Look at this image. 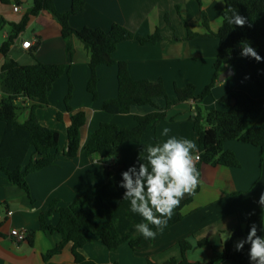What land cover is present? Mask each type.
Segmentation results:
<instances>
[{
  "label": "crops",
  "instance_id": "0c3cea01",
  "mask_svg": "<svg viewBox=\"0 0 264 264\" xmlns=\"http://www.w3.org/2000/svg\"><path fill=\"white\" fill-rule=\"evenodd\" d=\"M72 1L54 0L61 12L68 11ZM84 1L85 10L71 18L75 28L88 26L110 30L114 23H120L137 36H148L157 27L161 29L164 40L159 43L142 44L133 39L118 45L114 56L118 61L128 63L134 79L155 81L162 78L171 95L176 86L185 87L194 83L201 92L212 81L219 39L208 34L222 26L225 0L223 3L219 0ZM15 5L20 6L19 11L14 9ZM32 9L33 0H0V45L9 38L14 24H19ZM202 12L208 16L210 29L203 23ZM188 27L199 36L188 39ZM174 34L180 40H174ZM26 40H32L34 45L26 48ZM71 42L74 49L72 58L67 52L68 41L62 35L61 24L44 10L30 16L26 29L18 35L8 52L10 58L25 65L35 63L36 59L49 64H67L68 72L54 84L49 95L50 104L37 110L44 126L60 132L57 164L29 174L31 196L22 187L10 183L6 175H0V264H75L72 242L61 253L47 261L44 259V255L62 241V235L43 230L41 214L48 212L55 200H58L57 207H66L107 182L110 164H116L117 159L106 160L99 153L88 155L85 151L90 135L101 123L133 128L136 115H145L166 105V98L160 97L155 99L157 107L150 104L133 106L127 114L105 112L103 101L118 94V66L101 65L98 68L99 98L95 100L88 90L90 51L78 37H73ZM6 59L7 55L0 53V73ZM230 67L225 65L221 73ZM233 68L235 73L220 81L212 94L199 104L203 112L217 108L218 99L234 89H243L253 97L264 96V85H259L249 76L245 61ZM70 80L74 83L69 103L72 111L66 104ZM194 109L193 101L175 105L156 128H148L142 141L123 143L119 156L138 158L148 145L167 139L161 135L165 127L171 130L169 136L194 141L199 151V136L190 119ZM78 111L86 112L87 122L81 129L80 150L75 157H71L66 154L68 130L72 114ZM28 116V109L20 111L21 121ZM6 127L7 123L0 120V145ZM224 148L235 153L240 166L201 164V184L191 201L184 206V218L180 222L159 232L155 239L138 251L128 243L111 251L98 235L87 232V243L81 249L82 253L101 264H149V259L165 264L171 258H182L180 242L187 240L191 244L187 253L190 261L210 262L224 250L225 243L232 238L233 229L238 226L245 228L252 215L261 208L258 200L264 192V150L238 140L226 141ZM189 198L186 195L181 202ZM8 211L13 213L9 215ZM48 220L53 225L58 224L59 212L53 211ZM13 229L27 232L28 238L17 241L10 235ZM249 247L246 244L243 250Z\"/></svg>",
  "mask_w": 264,
  "mask_h": 264
},
{
  "label": "trees",
  "instance_id": "16d2710c",
  "mask_svg": "<svg viewBox=\"0 0 264 264\" xmlns=\"http://www.w3.org/2000/svg\"><path fill=\"white\" fill-rule=\"evenodd\" d=\"M85 7L84 0H73L71 8L61 12L57 9L54 0H33L31 13L26 14L19 24H14L11 35L0 45V53L7 55L0 73L2 92L0 120L7 123L0 145V175H6L10 183L22 187L31 196L29 174L56 165L58 162L60 132L44 126L39 120L37 110L50 104L49 95L53 86L68 72V65L49 64L37 59L35 63L25 65L8 56L11 45L26 29L30 16H36L46 10L62 26V35L68 41L67 52L70 58L74 54L71 42L73 37L81 39L90 51L91 77L88 90L95 100L99 98L98 68L101 65L118 66V94L114 98L103 101L102 108L105 112L127 114L131 112L133 106L150 104L157 107L155 99L166 98L165 107H158L157 110L145 115H136V125L133 128L109 122L101 123L99 128L90 135L85 151L88 155L99 153L106 160L115 155L116 164H110L107 182L74 200L66 207H57L58 200H55L50 205L49 211L41 214V228L62 235V241L44 255L46 261L61 253L65 246L72 242L75 264H101L87 258L81 251L87 243V232L98 235L111 251L118 250L124 243H128L133 250L138 251L153 240L145 239L136 231L135 225L141 222L146 223V221L130 210V202L122 199L125 189L119 186L122 171L127 170L133 164L138 167V158H122L119 156V150L127 141H142L148 128H156L162 120L168 117L167 111L175 105L195 102V109L190 119L199 136L198 152L201 153V160L196 166L198 170L203 163L240 166L235 153L224 148L225 142L229 140H238L264 150V96L253 97L243 89H234L218 99L217 108L203 112L199 106L212 94L224 66L236 67L240 59H244L249 76L259 85H264V60L257 62L251 57L240 55L241 42L246 41L264 57V0H225L223 24L218 31H210L208 34L219 39L212 82L201 92L194 83H189L185 87L176 86L173 97L168 94L162 78L155 81L136 80L131 75L128 63L118 61L114 56L118 45L124 41L137 39L142 44L161 42L164 40L161 29L157 27L148 36H137L120 23H114L110 30L88 26L81 29L75 28L71 24V18L73 15L82 13ZM233 12L246 17L248 23L242 28L230 25L227 20ZM202 17L204 25L210 29L207 14L202 12ZM248 24L252 26L249 27ZM197 36L199 34L188 27L187 38ZM173 39L180 40L175 34ZM35 51H33L34 55ZM73 92L74 83L70 80L66 97V104L70 111L72 109L69 103ZM28 102L29 104L26 105ZM22 109L29 110V116L25 121H21L19 117ZM59 118L61 119L60 113ZM86 122L85 111L72 114V123L68 130L67 155L75 157L78 154L81 129ZM145 154L146 150L140 157ZM192 196L180 203L163 230L172 227L184 218L183 208L191 201ZM55 210L59 212L60 220L58 224L53 225L48 218ZM253 223L257 226L258 235L264 236V230H261L262 223H264V208L261 207L252 215L245 228L241 226L234 228L232 238L225 243L224 250L217 253L210 262L190 261L187 253L191 249V244L183 240L180 242L182 258H171L165 264H221V262L251 264L248 257L249 249L237 251L235 241L244 238ZM149 227L157 234L161 232L154 225L150 224ZM148 261L149 264H159L151 259Z\"/></svg>",
  "mask_w": 264,
  "mask_h": 264
},
{
  "label": "clouds",
  "instance_id": "9594fccd",
  "mask_svg": "<svg viewBox=\"0 0 264 264\" xmlns=\"http://www.w3.org/2000/svg\"><path fill=\"white\" fill-rule=\"evenodd\" d=\"M219 2L223 3V0ZM227 22L241 28L248 23L247 18L238 12H233ZM241 43V56L257 62L264 60L248 42ZM170 131L165 127L161 135L167 139L146 147V154L138 156V167L133 164L121 173L119 186L125 189L122 199L129 201L130 210L146 221L135 225L136 231L145 239H155L157 235L150 224L162 231L182 199L186 195H195L201 184V173L196 167L199 161L196 143L191 139L169 136ZM112 158L115 159V155ZM258 203L264 208V192ZM261 230H264V223ZM246 244L250 246L248 257L251 264H264V236L258 235L255 223L247 236L236 243L235 249L242 251Z\"/></svg>",
  "mask_w": 264,
  "mask_h": 264
},
{
  "label": "built area",
  "instance_id": "2783aa9c",
  "mask_svg": "<svg viewBox=\"0 0 264 264\" xmlns=\"http://www.w3.org/2000/svg\"><path fill=\"white\" fill-rule=\"evenodd\" d=\"M14 9H15L16 11H19L20 6L15 5ZM33 45H34V43H33L32 40H26V41H24V46H25L26 48H31ZM196 154L199 155V161H200V160H201V153H200V152H197ZM199 161H198V162H199ZM198 162H197V163H198ZM12 213H13L12 211H8V214H9V215L12 214ZM10 235H11L13 238H15L17 241H24V240H26V239L28 238V233H27V232H22V231H20V230H18V229H13V230L11 231V234H10ZM221 264H223V263H221Z\"/></svg>",
  "mask_w": 264,
  "mask_h": 264
},
{
  "label": "water",
  "instance_id": "95a60500",
  "mask_svg": "<svg viewBox=\"0 0 264 264\" xmlns=\"http://www.w3.org/2000/svg\"><path fill=\"white\" fill-rule=\"evenodd\" d=\"M234 68L231 66L230 68H228L227 70H225L224 72H222L219 76V82L223 81L224 79H226L227 77H229L230 75L234 74Z\"/></svg>",
  "mask_w": 264,
  "mask_h": 264
},
{
  "label": "rangeland",
  "instance_id": "374dc122",
  "mask_svg": "<svg viewBox=\"0 0 264 264\" xmlns=\"http://www.w3.org/2000/svg\"><path fill=\"white\" fill-rule=\"evenodd\" d=\"M239 62L243 63V62H244V59H240ZM211 82H212V81H211ZM211 82H210V83H211ZM210 83H209V84H210ZM218 83H219V78H218V81L216 82V84L214 85V87H215ZM174 94H175V90H174ZM174 94L171 95V94L169 93L170 97H173ZM183 103H184V102H183ZM194 103H195V102H194ZM180 104H181V103H180ZM178 105H179V104H178ZM206 111H207V110H204V112H206ZM237 241H238V240H237ZM188 253H189V252H188ZM194 254L197 255L196 253H194Z\"/></svg>",
  "mask_w": 264,
  "mask_h": 264
}]
</instances>
